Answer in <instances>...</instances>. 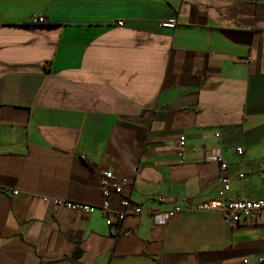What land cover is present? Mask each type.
Here are the masks:
<instances>
[{"label": "crops", "instance_id": "crops-1", "mask_svg": "<svg viewBox=\"0 0 264 264\" xmlns=\"http://www.w3.org/2000/svg\"><path fill=\"white\" fill-rule=\"evenodd\" d=\"M218 148L226 198L264 197V0H0V264H264V211L194 207ZM106 170L143 213L44 200L99 206Z\"/></svg>", "mask_w": 264, "mask_h": 264}, {"label": "built area", "instance_id": "built-area-1", "mask_svg": "<svg viewBox=\"0 0 264 264\" xmlns=\"http://www.w3.org/2000/svg\"><path fill=\"white\" fill-rule=\"evenodd\" d=\"M35 22H42L43 17H35L33 19ZM118 24H123L122 20L117 22ZM162 26L170 27L174 29L176 24L175 21L169 19L162 21ZM219 136V133H216ZM186 137L184 135L180 136V146H184ZM236 154H242V146L236 147ZM213 158L220 163L221 174L219 182L221 184L220 194L218 199H209L201 201L194 205L197 210H220L224 213L225 218L231 224H239L242 221H248L257 215L259 212L264 211V197H259L257 199H233L228 200L226 194L231 189L230 176L225 172L228 167V160L224 156L220 148L217 149L216 154ZM243 176V174H240ZM132 179L129 176H118L114 170H106L103 175V180L101 183V194L102 202L99 206L86 204V202L74 201L68 198L54 197V196H44V200H50L55 205H63L70 210L84 211L85 213H92L96 209H100L103 215L106 217V224L112 225L117 222V224L122 223L128 214H141L144 209L143 206L133 202V200L125 194V191L131 186ZM16 193V191H14ZM115 193L121 196V209H113L110 205L111 194ZM156 199L160 202L165 200V196L158 194ZM189 207H181L180 205H174L169 209H155L152 211L153 217L159 225H166L174 216L182 211H185ZM264 257H258L259 262L263 261ZM246 262V260H245Z\"/></svg>", "mask_w": 264, "mask_h": 264}]
</instances>
